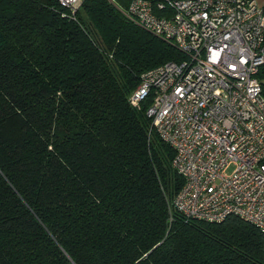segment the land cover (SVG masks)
I'll use <instances>...</instances> for the list:
<instances>
[{
  "label": "trees",
  "instance_id": "obj_1",
  "mask_svg": "<svg viewBox=\"0 0 264 264\" xmlns=\"http://www.w3.org/2000/svg\"><path fill=\"white\" fill-rule=\"evenodd\" d=\"M125 5L0 0V264H264L253 225L172 207L174 150L150 96L129 97L184 56ZM257 77L264 94V65Z\"/></svg>",
  "mask_w": 264,
  "mask_h": 264
},
{
  "label": "built area",
  "instance_id": "obj_2",
  "mask_svg": "<svg viewBox=\"0 0 264 264\" xmlns=\"http://www.w3.org/2000/svg\"><path fill=\"white\" fill-rule=\"evenodd\" d=\"M82 0H57L75 13ZM124 14L184 58L140 76L129 97L174 150L184 183L172 207L264 234V8L257 0H126Z\"/></svg>",
  "mask_w": 264,
  "mask_h": 264
},
{
  "label": "rangeland",
  "instance_id": "obj_3",
  "mask_svg": "<svg viewBox=\"0 0 264 264\" xmlns=\"http://www.w3.org/2000/svg\"><path fill=\"white\" fill-rule=\"evenodd\" d=\"M82 2H83V0L81 1V3L78 5V7L76 8V11L78 10V8H80V6H81V4H82ZM257 2H259L258 4L262 7V8H264V6H262L260 3H262V0H257ZM127 7V2H126V5H125V8ZM125 8L122 10V12L124 13V10H125ZM69 10V9H68ZM70 12H71V10H69ZM76 11H75V13H76ZM72 13V12H71ZM126 16V15H125ZM128 18V17H127ZM131 20V19H130ZM133 21V20H132ZM137 24V23H136ZM147 31V30H146ZM150 33V32H149ZM161 39V38H160ZM173 46V45H172ZM174 47V46H173ZM177 50V49H176ZM178 51V50H177ZM182 60V59H181ZM154 68V67H153ZM150 69H152V68H150ZM149 70V69H148ZM145 72V71H144ZM139 82H140V79H139ZM139 84V83H138ZM173 160V159H172ZM172 164V163H171ZM229 217H237V216H229ZM228 217V218H229ZM237 218H239V217H237ZM227 219V218H226ZM239 219H241V218H239ZM241 220H243V219H241ZM224 221V220H223ZM243 221H245V220H243Z\"/></svg>",
  "mask_w": 264,
  "mask_h": 264
},
{
  "label": "crops",
  "instance_id": "obj_4",
  "mask_svg": "<svg viewBox=\"0 0 264 264\" xmlns=\"http://www.w3.org/2000/svg\"><path fill=\"white\" fill-rule=\"evenodd\" d=\"M259 3V2H258ZM262 6H264V0H262V3H260Z\"/></svg>",
  "mask_w": 264,
  "mask_h": 264
}]
</instances>
